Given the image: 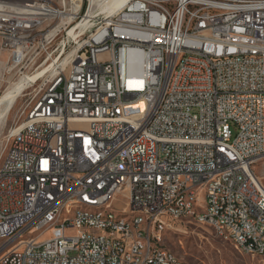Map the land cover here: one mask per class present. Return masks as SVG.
<instances>
[{
	"label": "built area",
	"instance_id": "built-area-1",
	"mask_svg": "<svg viewBox=\"0 0 264 264\" xmlns=\"http://www.w3.org/2000/svg\"><path fill=\"white\" fill-rule=\"evenodd\" d=\"M106 4L0 0L5 66L51 65L30 84L0 154V234L61 216L72 197L148 204V213L114 224L70 210L78 223L9 257L0 245V264H185L164 246L166 257L149 255L139 237L162 243L187 218L207 226L223 218L218 234L264 258V184L255 170L264 162V0ZM185 180H195V192L175 206Z\"/></svg>",
	"mask_w": 264,
	"mask_h": 264
},
{
	"label": "bare ground",
	"instance_id": "bare-ground-1",
	"mask_svg": "<svg viewBox=\"0 0 264 264\" xmlns=\"http://www.w3.org/2000/svg\"><path fill=\"white\" fill-rule=\"evenodd\" d=\"M96 1L98 0H91V3L94 4ZM105 1L107 2L106 9L115 11L120 9L127 0ZM94 12L95 7L93 6L91 13ZM62 16L71 17L69 13H64ZM83 23H79V26ZM220 48H234V41L221 40ZM62 61H65V58ZM50 66H43L41 69L36 70L35 72H39L36 74L38 76L36 80L44 75L50 69ZM28 79V76L23 78L15 85L16 87L14 89L0 97V125L10 114L15 101L23 92L24 88H27L29 84ZM210 184H217V177H210ZM194 192L195 180H185V187L177 188L175 191V206H182L183 202H189V195H192ZM111 202H114L113 199L90 200V198L83 197L70 198L67 207L61 208V216H57L55 219H44V223L36 224L28 232L17 233V231H10L0 234L2 257L11 256V254L15 253L17 246L21 244H34L39 242L41 234L54 227L61 229L67 223H78V215L100 217V223H107V217H111L113 218L114 224H128V218H130V223H140V218L148 213V204H140L135 209L128 208V211L123 210L118 212L116 207L110 204ZM200 202L204 205H211V196L208 194H200ZM70 210H75L78 215H70ZM249 217H262V210H249ZM208 224L213 226L216 231L218 229H227V222L223 218H216V222H208ZM139 244L149 246V255L157 254V257H166V248L160 245V241H154L153 237L149 236V234H142V237H139ZM262 245L264 246V235H262Z\"/></svg>",
	"mask_w": 264,
	"mask_h": 264
},
{
	"label": "rangeland",
	"instance_id": "rangeland-1",
	"mask_svg": "<svg viewBox=\"0 0 264 264\" xmlns=\"http://www.w3.org/2000/svg\"><path fill=\"white\" fill-rule=\"evenodd\" d=\"M60 42L61 39L51 45L45 46V48L51 51ZM70 50L71 48L67 46L63 59L69 54ZM7 60L8 53L0 51V97L14 89L16 87L15 85L27 76L29 77V84L15 101L10 114L3 122L4 124L2 123L0 125V154L6 143L9 130L19 120V112L28 99L30 91H32V86L29 85L32 81L36 80L38 77L36 74L39 73L35 72L37 64L33 66V71L31 72L25 67L5 66ZM49 63L50 61L43 66H48ZM83 127L85 128L86 126ZM255 170L261 182L264 184V162L256 165ZM110 204L115 206L118 212L123 210L128 211V208L122 209V207L114 205V202ZM57 229L59 228L54 227L41 234V237L53 234ZM162 243H160L161 246L170 249L185 264H264L263 257L242 253L236 248V244H233L231 240L218 234L213 226L200 224L188 218L187 220L175 221L172 227L167 228L163 232Z\"/></svg>",
	"mask_w": 264,
	"mask_h": 264
}]
</instances>
